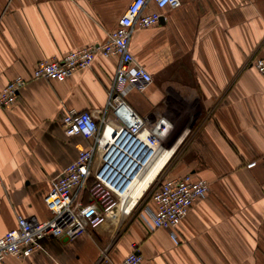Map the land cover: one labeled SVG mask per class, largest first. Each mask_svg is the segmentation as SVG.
Returning <instances> with one entry per match:
<instances>
[{"label": "crops", "instance_id": "obj_1", "mask_svg": "<svg viewBox=\"0 0 264 264\" xmlns=\"http://www.w3.org/2000/svg\"><path fill=\"white\" fill-rule=\"evenodd\" d=\"M133 1L0 0V90L30 79L42 60L105 44ZM181 2L131 40L153 81L126 101L157 130L163 150L122 197L136 204L163 168L164 178L209 182L176 241L146 223L156 210L154 187L130 215L119 209L74 241L47 239L31 257L0 264H98L103 253L121 262L134 246L142 264H264V75L248 66L264 58V0ZM118 62L97 54L90 69L62 83L32 80L12 107L0 109V237L18 216L49 219L52 180L90 145L65 134L64 116L72 109L98 116Z\"/></svg>", "mask_w": 264, "mask_h": 264}, {"label": "built area", "instance_id": "obj_2", "mask_svg": "<svg viewBox=\"0 0 264 264\" xmlns=\"http://www.w3.org/2000/svg\"><path fill=\"white\" fill-rule=\"evenodd\" d=\"M151 5L155 6V11L150 10ZM181 6V0H134L105 44L76 50L60 59L42 60L35 66L30 79L16 78L0 90V109H7L17 102L22 89L32 80L65 82L73 74L90 69L97 54L119 60L106 108L98 116L75 109L64 116L65 134L81 136L90 145L52 180L45 197L49 219L40 222L18 216L17 227L0 237V263L8 257H31L47 239L66 237L74 241L105 223L119 206H122L121 212L128 215L135 210L146 193L134 205L123 200L115 172L120 154L118 144L129 143L127 150L131 153L145 151L154 155L163 150V140L126 101L131 91L142 90L153 81L149 71L135 60L131 40L137 30L159 25L164 18L161 11ZM248 66L264 75V58L249 60ZM98 158L99 165L96 163ZM256 165L253 162L247 167L252 169ZM154 187L152 197L156 210L146 223L151 231L163 230L176 241L177 228L194 203L207 196L210 184L193 174H186L173 179L163 178ZM125 205L127 207L123 209ZM133 249L121 262H114L103 253L98 264H142L143 256L138 246Z\"/></svg>", "mask_w": 264, "mask_h": 264}, {"label": "bare ground", "instance_id": "obj_3", "mask_svg": "<svg viewBox=\"0 0 264 264\" xmlns=\"http://www.w3.org/2000/svg\"><path fill=\"white\" fill-rule=\"evenodd\" d=\"M128 145L129 143L123 144V142L121 144H118L120 154L117 160H119V162L115 163V172L117 174L116 180L118 181L117 184L119 188L122 189V197L127 195L131 191L133 186L136 184V182L140 180L143 175H145V172L149 169L151 162L159 154L155 153L153 155L150 152L145 153V151H142L140 154H137V152L131 153L130 150H127ZM120 207L122 206H119L117 209L114 210L112 216L115 217L117 215V211L121 209Z\"/></svg>", "mask_w": 264, "mask_h": 264}, {"label": "rangeland", "instance_id": "obj_4", "mask_svg": "<svg viewBox=\"0 0 264 264\" xmlns=\"http://www.w3.org/2000/svg\"><path fill=\"white\" fill-rule=\"evenodd\" d=\"M164 170L161 171V173L158 175V177L156 178V180L153 182V184L149 187V189L146 192V196H148L150 194V192L152 191V189L154 188V186H156V184L164 178L163 174H164ZM135 186V185H134ZM133 186V187H134ZM133 189V188H132Z\"/></svg>", "mask_w": 264, "mask_h": 264}, {"label": "water", "instance_id": "obj_5", "mask_svg": "<svg viewBox=\"0 0 264 264\" xmlns=\"http://www.w3.org/2000/svg\"><path fill=\"white\" fill-rule=\"evenodd\" d=\"M130 165H131V163H130ZM122 190V189H121Z\"/></svg>", "mask_w": 264, "mask_h": 264}]
</instances>
